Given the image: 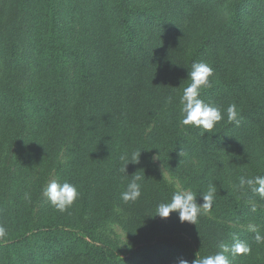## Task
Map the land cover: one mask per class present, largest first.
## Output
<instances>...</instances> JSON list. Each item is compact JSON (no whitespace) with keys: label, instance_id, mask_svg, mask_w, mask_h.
<instances>
[{"label":"trees","instance_id":"16d2710c","mask_svg":"<svg viewBox=\"0 0 264 264\" xmlns=\"http://www.w3.org/2000/svg\"><path fill=\"white\" fill-rule=\"evenodd\" d=\"M193 62L212 67L200 99L224 113L204 134L179 123ZM230 104L239 125L227 120ZM5 123L0 264H192L234 238L251 251L232 264H264L246 227L264 235V199L238 187L264 176V0H0ZM139 152L121 171V156ZM155 158L198 204L215 189L196 224L153 216L177 191ZM51 175L80 193L64 212L40 205ZM134 175L141 196L124 203ZM115 210L128 215V257L88 240Z\"/></svg>","mask_w":264,"mask_h":264},{"label":"clouds","instance_id":"9594fccd","mask_svg":"<svg viewBox=\"0 0 264 264\" xmlns=\"http://www.w3.org/2000/svg\"><path fill=\"white\" fill-rule=\"evenodd\" d=\"M213 75V69L210 65L204 62H193L188 77L191 78V83L183 89L180 96V120L179 123L184 126H192L200 128L205 132H212L215 125L224 118V113L221 109L212 103H207L200 99V92L204 88L211 87L209 77ZM227 120L229 123L239 125V112L235 104H230L226 109ZM141 152V151H140ZM139 153H134L131 158L121 156V160L125 161L121 171L126 173V166L129 162H138ZM184 153L180 150V156ZM138 157V158H137ZM127 174V173H126ZM142 176L134 175L126 186V189L121 193V200L124 203L135 202L141 196ZM239 189H251L264 199V176L258 175L252 178L241 176L239 178ZM44 195L48 198L51 205L58 211L64 212L80 195L76 185L57 181L50 182L44 189ZM203 203L196 202V195L189 191L177 190L172 194L170 202H161L156 206L155 215L160 218L169 217L170 213H178L181 222L195 223L199 215L207 213L211 210L214 202L215 189L210 187L206 194H201ZM248 231L255 233V241L258 244H264V235L257 231L254 224L248 225ZM6 235V229L0 226V238ZM219 251L214 255H208L197 258L192 261V264H232L230 257L235 258L239 255L248 254L251 249L243 241L234 238L231 245L223 242L217 245ZM178 264H189L185 259H179Z\"/></svg>","mask_w":264,"mask_h":264},{"label":"rangeland","instance_id":"374dc122","mask_svg":"<svg viewBox=\"0 0 264 264\" xmlns=\"http://www.w3.org/2000/svg\"><path fill=\"white\" fill-rule=\"evenodd\" d=\"M2 128L3 130H0V144L5 147L9 144L10 133L12 132L13 127L8 123H5ZM3 151L4 149H1L0 153ZM1 159L2 155H0V160ZM155 160L160 173L175 190L189 191L187 188H184L177 177L169 173L157 158H155ZM52 181H57L54 175L49 177L43 188L40 205L49 202L48 198L44 195V189ZM127 218L128 215L122 210H115L114 214L108 220L104 221L97 227L95 234L90 238L88 237V240L91 244L105 246L110 251H113V253H116L119 257L123 258L130 256L129 254L132 251L133 246H131L129 234L124 228V222ZM246 227H248V225Z\"/></svg>","mask_w":264,"mask_h":264}]
</instances>
